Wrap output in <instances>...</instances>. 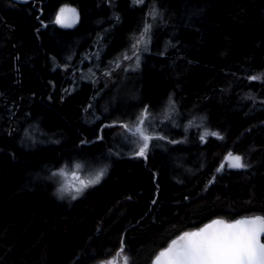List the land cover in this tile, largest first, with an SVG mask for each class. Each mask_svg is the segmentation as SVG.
Wrapping results in <instances>:
<instances>
[{
  "label": "trees",
  "instance_id": "1",
  "mask_svg": "<svg viewBox=\"0 0 264 264\" xmlns=\"http://www.w3.org/2000/svg\"><path fill=\"white\" fill-rule=\"evenodd\" d=\"M256 215L264 0H0V264H151Z\"/></svg>",
  "mask_w": 264,
  "mask_h": 264
},
{
  "label": "snow or ice",
  "instance_id": "2",
  "mask_svg": "<svg viewBox=\"0 0 264 264\" xmlns=\"http://www.w3.org/2000/svg\"><path fill=\"white\" fill-rule=\"evenodd\" d=\"M77 19L74 9L62 8L57 23L71 25ZM143 123L144 120L140 119L139 125ZM130 131L138 133L143 138L144 144L138 155L146 156L148 141L152 137L145 135V130L140 126ZM227 160L231 167H244L240 156L229 153ZM74 179L79 180L81 187H86L95 183L99 176L88 181L75 176ZM79 190L78 188L77 191ZM262 232H264V218L239 220L233 224L214 221L203 229L186 233L179 241H174L169 249L160 253L156 264H162V260L164 264H264V243L259 241ZM109 264H115V261H110ZM124 264H127L126 258Z\"/></svg>",
  "mask_w": 264,
  "mask_h": 264
},
{
  "label": "rangeland",
  "instance_id": "3",
  "mask_svg": "<svg viewBox=\"0 0 264 264\" xmlns=\"http://www.w3.org/2000/svg\"><path fill=\"white\" fill-rule=\"evenodd\" d=\"M72 9V8H71ZM76 12V11H75ZM131 82V80H130ZM107 104V103H106ZM61 178H62V184L65 191H77V189H81V185L79 183L78 179H74L75 177H79V179L88 181L87 178H84L79 171L78 165L74 164L72 166H64L61 168ZM252 217V216H249Z\"/></svg>",
  "mask_w": 264,
  "mask_h": 264
},
{
  "label": "water",
  "instance_id": "4",
  "mask_svg": "<svg viewBox=\"0 0 264 264\" xmlns=\"http://www.w3.org/2000/svg\"><path fill=\"white\" fill-rule=\"evenodd\" d=\"M226 159H227V158H226ZM258 217H259V218H263V217L260 216V215H256V216H252V217H243V218H241V219H238V220H235V221H232V222H228V221H225V220H223V219L216 218V219H214V220H212V221H210V222L204 224V225H203L202 227H200L199 229H196V230H194V231H192V232H197V231L203 229L204 227H206L207 225L212 224L214 221H222V222H224L225 224H233V223H236V222L239 221V220L255 219V218H258ZM187 233H191V232H187ZM185 234H186V233H185ZM185 234L180 235L178 238L174 239V240H173L168 246H166L165 248H163V249H162V250L156 255V257L153 259V261H152L151 264H156L157 257L160 256V253L165 252L167 249H169V248L171 247V245L173 244L174 241H179V240H180V237L184 236ZM263 235H264V232H262V233L260 234V236H259V241H260V243H264V241H263ZM162 264H164V261H163V260H162Z\"/></svg>",
  "mask_w": 264,
  "mask_h": 264
},
{
  "label": "bare ground",
  "instance_id": "5",
  "mask_svg": "<svg viewBox=\"0 0 264 264\" xmlns=\"http://www.w3.org/2000/svg\"><path fill=\"white\" fill-rule=\"evenodd\" d=\"M27 149V151H29L28 149H31V147H28V148H26Z\"/></svg>",
  "mask_w": 264,
  "mask_h": 264
}]
</instances>
